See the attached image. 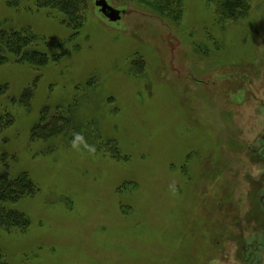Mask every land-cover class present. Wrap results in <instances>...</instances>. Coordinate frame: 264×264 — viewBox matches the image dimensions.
Listing matches in <instances>:
<instances>
[{
  "label": "rangeland",
  "instance_id": "rangeland-1",
  "mask_svg": "<svg viewBox=\"0 0 264 264\" xmlns=\"http://www.w3.org/2000/svg\"><path fill=\"white\" fill-rule=\"evenodd\" d=\"M34 1L0 0V30L65 45L40 68L0 64V169L35 188L8 204L29 225L0 228L6 264H264V0L232 20L182 0L178 22L85 0L70 39ZM46 106L61 129L31 137Z\"/></svg>",
  "mask_w": 264,
  "mask_h": 264
},
{
  "label": "trees",
  "instance_id": "trees-1",
  "mask_svg": "<svg viewBox=\"0 0 264 264\" xmlns=\"http://www.w3.org/2000/svg\"><path fill=\"white\" fill-rule=\"evenodd\" d=\"M152 6L161 17L177 21L181 18L182 0H140ZM214 6L218 18L232 20L243 17L249 10L248 0H206ZM8 4L17 5V1H9ZM36 9H47L62 16L61 23L72 30L70 38L79 33L83 24V10L85 0H35ZM65 40H47L39 37L29 26L0 30V64L13 59L16 62H26L36 68L46 66L49 61H57L64 54V50L58 53L51 51L61 49ZM50 51V52H49ZM37 79V78H36ZM32 85L24 88L20 102L29 105L33 97ZM49 108L46 106L40 112L37 123L31 127V137L47 139L60 131L57 123L61 117L58 114L47 115ZM56 117V118H54ZM58 117V118H57ZM11 122V121H10ZM9 122V123H10ZM34 185L31 178L25 172L11 176L8 169H0V228L6 231H25L29 225L28 217L21 211L8 206L26 195L34 193ZM0 264H6L3 254L0 252Z\"/></svg>",
  "mask_w": 264,
  "mask_h": 264
},
{
  "label": "water",
  "instance_id": "water-1",
  "mask_svg": "<svg viewBox=\"0 0 264 264\" xmlns=\"http://www.w3.org/2000/svg\"><path fill=\"white\" fill-rule=\"evenodd\" d=\"M96 6L99 7L100 12L110 21H117L121 17V11L112 7L106 0H96Z\"/></svg>",
  "mask_w": 264,
  "mask_h": 264
}]
</instances>
